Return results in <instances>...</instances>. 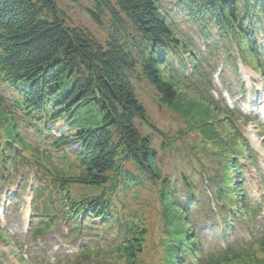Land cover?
I'll return each instance as SVG.
<instances>
[{
  "label": "trees",
  "instance_id": "obj_1",
  "mask_svg": "<svg viewBox=\"0 0 264 264\" xmlns=\"http://www.w3.org/2000/svg\"><path fill=\"white\" fill-rule=\"evenodd\" d=\"M169 1L167 13L159 0H91V20H107L100 42L86 27L66 22L55 0H0V185L19 170H33L38 188L32 240L58 220L68 227L63 238L95 235L55 264H149L148 225L134 208L146 190L155 193L160 209L155 264H264V233L244 247L233 241L203 255L202 221L213 212L226 234L236 221L250 224L253 218L235 159L240 136L226 119L230 113L197 93L188 77L181 79L183 52L190 55L193 76L201 57L171 14L199 27L209 56L212 50L227 53L233 44L264 77L255 39L264 27V0ZM136 83L147 84L154 100L186 124L178 138L199 134L207 163L199 158L191 173H162L147 131L158 129ZM60 119L74 135L55 136L46 127ZM162 138L164 151L175 137ZM70 142L78 145L75 153ZM205 184L213 185V211ZM29 257V264H51L37 251Z\"/></svg>",
  "mask_w": 264,
  "mask_h": 264
},
{
  "label": "rangeland",
  "instance_id": "obj_2",
  "mask_svg": "<svg viewBox=\"0 0 264 264\" xmlns=\"http://www.w3.org/2000/svg\"><path fill=\"white\" fill-rule=\"evenodd\" d=\"M58 8L63 12L66 22L71 24L72 27L87 28L96 37V39L102 42L106 36V18L102 17L101 24L98 25L91 20L89 9L91 8V0H55ZM162 7L170 2L169 0H159ZM171 5V4H170ZM169 5V6H170ZM168 6V5H167ZM176 18L180 33L186 42L191 43L192 46L197 47L200 54L203 53V58L207 59L208 51L200 38L199 27L192 23L187 22L182 16H177L176 12L171 13ZM264 23V21H263ZM264 31V27H263ZM258 33L257 41L260 45V50H263L262 58L264 60V32ZM218 47H221V42L217 40ZM204 51H206L204 53ZM209 57V64L211 68H207L205 65H201L200 80L192 79L193 86L196 90L201 92L204 96L211 97L213 100L221 101L230 109H238L240 112H247L250 117H258L259 121H253L244 125L239 119L233 120L240 135L248 141L250 153L245 152L243 156L239 157V163L241 164L242 173V193L248 198V202L251 206L258 205L259 209L258 217H256L254 226L252 229L236 226L233 233L227 238H217L213 235L206 233L201 236V242L203 241L204 250L211 251L214 244L222 243L227 240L231 242L232 238H236L235 243L244 247L250 240V233L256 234L260 226L264 221V137L258 129L257 124H262V113L264 109V84L262 83L259 75L254 69L246 64L242 59L236 55L234 45L229 44V53H224L223 50H219L217 55L214 50ZM188 53L183 52L182 57L185 58ZM227 57L230 58V62L226 64ZM190 64H186L184 72L180 74L181 79L191 71ZM208 84V89H206ZM136 93L139 101L145 107L151 122L158 130H153L148 127L147 131L153 138V147L157 154L160 156L161 164L160 168L162 173H171L174 175V169L183 170L186 173H191L193 168H199V158L203 157V149L205 147L200 143V136L197 132H185L184 137L178 138L177 131L185 130L186 124L182 122L176 114H174L169 108L157 103L154 100L155 94L153 90L147 84L135 85ZM241 88H244L246 94L241 95L239 92ZM183 91V90H182ZM188 97H190L188 95ZM245 112V113H246ZM263 125V124H262ZM51 130V133L56 136H71L75 134V131L68 130L66 119H60L54 124L46 125ZM160 131V132H159ZM163 135H171L175 137L174 143L164 151L160 150L159 143L162 142ZM29 136H33L29 133ZM177 137V138H176ZM161 144V143H160ZM72 153L77 150V145L70 142L68 147ZM242 151H245L241 147ZM253 157L255 163L251 165L244 158ZM203 159V158H202ZM202 162H206L205 159ZM207 163V162H206ZM210 165V164H209ZM213 163L210 165L213 168ZM21 174H25L22 172ZM25 188L20 191L16 186L8 187L0 193V202L10 199L12 204L7 211L6 219L3 220V236L7 241V244L0 240V252L3 253L4 258L2 264H20L19 256L21 250L14 244L15 239H25L24 215L27 211V201L31 195V191L35 186V180L32 177V173H29ZM201 175L195 174V179L199 180ZM19 177L14 182H18ZM206 193H209V185L205 186ZM14 194V195H13ZM141 204L134 206L137 210L143 213V218L146 219L148 225L149 234L147 237V246L144 259L149 264H155L157 261V255L152 252L156 246L157 238L161 230L160 222V209L156 201V196L153 191L146 190L141 194ZM213 205L210 201L209 206ZM256 207V206H255ZM133 208V207H132ZM133 208V209H134ZM212 211V210H211ZM2 221H0L1 224ZM98 221H95V223ZM215 224L209 225L206 223V227H214ZM262 225V226H263ZM216 226V225H215ZM216 227H219L218 225ZM58 231H62V225H59L58 229H55L45 236L41 241H37L38 246H45L48 251L47 256L50 260L57 256V252H69L77 249V242L62 241L58 236ZM12 234L16 235L15 237ZM45 241V242H44ZM246 242V243H245ZM100 244H102L100 242ZM31 246V245H30ZM160 255V253H158Z\"/></svg>",
  "mask_w": 264,
  "mask_h": 264
},
{
  "label": "bare ground",
  "instance_id": "obj_3",
  "mask_svg": "<svg viewBox=\"0 0 264 264\" xmlns=\"http://www.w3.org/2000/svg\"><path fill=\"white\" fill-rule=\"evenodd\" d=\"M173 7L172 6H167L166 9L164 10V12H167L168 10L172 9ZM168 9V10H167ZM167 10V11H166ZM168 13V12H167ZM184 19L187 20V17H184ZM189 19V18H188Z\"/></svg>",
  "mask_w": 264,
  "mask_h": 264
}]
</instances>
